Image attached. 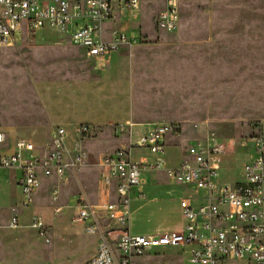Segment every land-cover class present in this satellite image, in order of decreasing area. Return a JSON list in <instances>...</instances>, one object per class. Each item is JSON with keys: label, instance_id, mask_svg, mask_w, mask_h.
<instances>
[{"label": "rangeland", "instance_id": "obj_1", "mask_svg": "<svg viewBox=\"0 0 264 264\" xmlns=\"http://www.w3.org/2000/svg\"><path fill=\"white\" fill-rule=\"evenodd\" d=\"M155 6L136 20L125 13L128 23H138L137 44L114 55L112 66L108 56L86 57L47 26L35 31V42L20 39L0 50V126L14 127L36 146L45 145L58 125L72 135L81 124L90 129L86 164L66 181L41 179L26 207L14 183L16 172L0 169V207L13 206L25 225L41 217L48 241L42 237L39 249L53 264L79 262L88 252L81 235L95 243L96 234L74 229L77 199L80 193L95 199L99 156L126 152L142 123L180 126V134L165 140L168 165L180 162L188 143L223 146L231 163L219 179L231 185L243 180L251 153L250 143L244 147L238 141L264 132V0H184L172 32L152 26L149 13ZM144 154L135 147L130 158ZM137 199V206L146 202L145 196ZM9 215L6 211L5 218ZM180 218L179 199L156 198L132 214L130 225L133 233L154 234L172 229ZM182 249L156 248L139 256V263L191 264Z\"/></svg>", "mask_w": 264, "mask_h": 264}, {"label": "built area", "instance_id": "obj_2", "mask_svg": "<svg viewBox=\"0 0 264 264\" xmlns=\"http://www.w3.org/2000/svg\"><path fill=\"white\" fill-rule=\"evenodd\" d=\"M116 1L121 0H0V49L11 46L16 35L33 38L36 30L46 26L67 36L87 57H104L131 47L136 38L117 29L106 33L105 23L114 17ZM122 1L119 11L128 9L135 18L144 0ZM154 24L163 31H175L179 25V0H165ZM180 129L178 124L164 120L148 123L126 152L101 157L99 199L90 202L80 196L74 211V221L83 224L87 233L98 236L94 254L81 264H140L139 256L156 248L176 246L188 248L191 264H264V132L238 141L244 147L250 143L251 153L242 167L243 180L232 185L218 180L223 146L190 144L184 159L166 168V174L203 191L202 202L193 205L187 199L180 201L181 226L177 229L150 235L129 231L131 189L144 181V171L163 168L161 158L133 161L131 149L146 148L161 154L165 138ZM89 132L88 125L77 126L68 149L66 130L57 127L43 151H37L31 141L18 138L13 150L6 152L0 131V168L18 170L23 206L32 202L41 177L62 179L67 172L86 164L88 152L83 141ZM102 221L113 222L118 228L108 224L103 230ZM18 223V217L13 215L8 226ZM30 225L48 241L41 217L33 216ZM111 232L118 235L112 238Z\"/></svg>", "mask_w": 264, "mask_h": 264}, {"label": "crops", "instance_id": "obj_3", "mask_svg": "<svg viewBox=\"0 0 264 264\" xmlns=\"http://www.w3.org/2000/svg\"><path fill=\"white\" fill-rule=\"evenodd\" d=\"M182 1H184V0H179V9H180V4ZM153 3L156 6L154 7V9L149 14L152 17V19H150L151 24L153 27H155V24H154L155 18L157 16L158 12L161 9H163L165 0H144V1H142L140 9L137 13V17H135V18H133L131 16L128 9H124L123 11L122 10L119 11V7L121 6V4H123V1L122 0L116 1L114 3V17L110 18L105 23L106 33L108 34L111 29H117L120 32H123L126 34L128 31L127 28H129L130 34H128V35L126 34V35L129 37H134V38L138 37L139 29H137V27H135L138 23L137 24L128 23L129 20L126 19L127 16L125 13L126 12L128 13V18L130 20H136L137 18H140L144 14L145 9ZM61 36H63V35H61ZM64 37H67V36H64ZM20 39H26L28 42H35L33 40L34 37L33 38H27V36L25 34H22L20 36L16 35L14 43H16L17 40H20ZM136 44L137 43H134L131 47H122L116 51H112L109 55H107L108 58H110V65L111 66L114 65L113 60H112L114 55H118L123 50H132V48ZM4 48H6V47H4ZM79 48L82 49L81 47H79ZM2 49L3 48H1L0 50H2ZM82 51H83V49H82ZM107 56H104V57H107ZM104 57H95V58L101 59ZM91 58H94V57H91ZM122 83H124V82H122ZM124 93L125 92L123 90L122 94L124 95ZM49 121L54 122L53 119H49ZM154 121H157V120H154ZM154 121L142 123L141 125H139L140 127H142V130L137 131V133L140 131H143L148 123H151ZM57 127L65 128L64 126H61V125H58ZM56 128H55V130H56ZM65 130H66V128H65ZM0 131L4 134V149L3 150H5L6 152H11L13 150L14 144L18 138H25V139L32 142V139L23 136L24 134L16 131L14 129V127L1 125ZM66 133H67V130H66ZM178 134H180V131L177 133L169 134V135H178ZM51 137L45 142V144L47 142H49ZM74 137H75V130H74V135L67 133V136L65 138V144H66V147L68 149L71 148L72 140ZM166 138H165V140H166ZM86 140H87V137L83 141V147L88 152V159H89V151H88V148H86V146L84 144ZM165 140H164V149H165V143H166ZM189 145H190V143H188L186 145V147L183 149V153H182V148H181L182 155H180V162L184 159V157L186 155L187 147ZM34 146L36 147L37 151H43L44 145L43 146L42 145L36 146L34 144ZM140 149H144L146 151V154L139 157L137 160H133L131 158L133 161L138 162V161L144 160L146 162H150V161L154 160L155 158H161L163 161V168L149 169L147 171H144L141 174L144 181L141 184L134 186L131 189V192H130V219H129V223H128L129 231L131 233H133L131 230V225H130L131 216L133 213H137V209L140 208L144 203H148L149 201H152L156 198H158V199L159 198L160 199L161 198H173V199H179V202L182 199H187L193 205H196V204H199L202 202V196L204 195L203 191L196 190L191 185L184 184L180 181L174 180V179L170 178L169 176H167L166 168L175 167L180 162L178 164L168 165L165 161V158H164V149H163V152L161 154H153V153L149 152L146 148H140ZM34 153H36V150L34 151ZM107 153H110V152H107ZM104 154L105 153H103L99 156L98 161L96 163L98 169H97V181H96V186H95V199L92 200V199L88 198L87 196H85L83 193H80V195H79V197L84 196L90 202H96L99 199L98 181H99V175H100V170H101L100 159ZM232 154H233V152H232ZM227 155H228L227 153H224L221 155V163H220V168L218 171L219 182H220V179H219L220 170L223 168L224 165L231 163V160L228 161V158L226 157ZM223 156H224V159L222 158ZM0 169H12V170H14L16 172V174L14 176V183L19 188V185H18L19 172H18V170L13 169V168H0ZM74 170H72L71 172H67L63 176L62 179H57L55 176L42 177L41 179L45 178L48 180L56 179L58 181H66L72 176V174L74 173ZM168 180H171L174 183L178 182L181 185V187H179L178 189L172 187L171 184L168 182ZM221 184H225V183H221ZM172 185L174 186L175 184H172ZM19 190H20V188H19ZM37 190L35 191V194L37 193ZM20 192H21V190H20ZM144 196L146 197V202H143L142 204H139L137 206V202L139 200L137 198L138 197H144ZM23 207H26V206H23ZM13 209H14L13 206L12 207H0V264H53V262H51V258H52L51 256L47 257V254L44 251L40 252L41 250L39 249V247H40V241H41L42 236H40L38 234V231L35 228L31 227L30 224L25 225V223H20L19 218H18V222H19L18 226H15V227H9L8 226V222H9L10 218L13 215L17 216L16 213L13 214V211H12ZM75 209H76V207H75ZM6 211H7V213L10 212V215L7 218H5V212ZM180 215H181V211H180ZM108 224H110V226H115L116 228H118V225H116L113 222L102 221L101 222L102 229L104 230V229L108 228ZM78 225H79V227H78ZM78 225L75 226V228H74L75 230H77L79 233L81 231V233L84 235H91L85 231L83 224L78 223ZM180 226H181V218L174 224L173 228L168 230V231L177 229ZM164 232H167V231H164ZM157 233H163V232H157ZM157 233H154V234H157ZM133 234H137V233H133ZM117 235H118V232L109 233V236L112 238L116 237ZM144 235H150V234H144ZM97 243H98L97 234H96L95 243L85 242L83 235H81L80 245L83 247H86L88 249V252H86V253L84 252V254H81L79 256V262L77 264H81L82 262H84L85 260H87L88 258H90L94 254ZM94 245H95V249H93ZM181 247L183 248L182 251L187 254L188 248H186L185 246H181ZM161 248L165 249V248H173V247H161ZM29 251H30V253H29ZM146 254H148V253H146ZM187 256H188V254H187ZM139 259H142V258H139ZM136 260H137V256H136Z\"/></svg>", "mask_w": 264, "mask_h": 264}]
</instances>
